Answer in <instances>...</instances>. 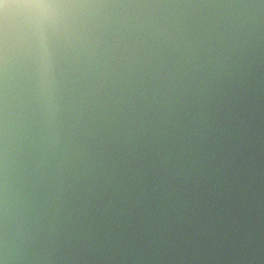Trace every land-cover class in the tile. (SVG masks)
Segmentation results:
<instances>
[{
  "label": "clouds",
  "instance_id": "clouds-1",
  "mask_svg": "<svg viewBox=\"0 0 264 264\" xmlns=\"http://www.w3.org/2000/svg\"><path fill=\"white\" fill-rule=\"evenodd\" d=\"M0 264H264V0H0Z\"/></svg>",
  "mask_w": 264,
  "mask_h": 264
}]
</instances>
